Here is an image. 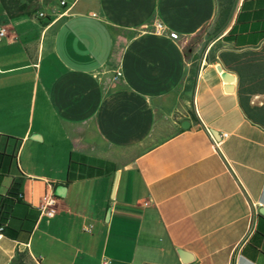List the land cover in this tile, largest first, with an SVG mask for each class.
Instances as JSON below:
<instances>
[{
	"label": "crops",
	"instance_id": "obj_1",
	"mask_svg": "<svg viewBox=\"0 0 264 264\" xmlns=\"http://www.w3.org/2000/svg\"><path fill=\"white\" fill-rule=\"evenodd\" d=\"M0 27V264H264L263 78L248 116L234 70L264 0H0Z\"/></svg>",
	"mask_w": 264,
	"mask_h": 264
},
{
	"label": "trees",
	"instance_id": "obj_2",
	"mask_svg": "<svg viewBox=\"0 0 264 264\" xmlns=\"http://www.w3.org/2000/svg\"><path fill=\"white\" fill-rule=\"evenodd\" d=\"M235 60H236V67L234 68V70L236 71L238 78H239V86H238V90H237V97H238V101H239V105L242 108V110L244 111V113L246 115L249 116L248 113V105H249V101H250V97L246 94V92L243 90V85H242V76L243 74H258L260 75V77L263 78V81H261L260 85L261 87H264V47H261L258 51H252V50H246L240 54H237L235 56ZM6 159L8 160V162L10 163L11 160H13L12 157L4 155V154H0V160L1 162ZM75 159V154H71L70 155V160H69V164H68V174H67V178H66V182H72L76 179H82V176H76L74 174L71 173V170H75L76 169V165H77V161L74 160ZM2 175H0V177H2ZM18 188V183L15 182L12 185L11 190L9 191V197L6 199H3L0 203V219L3 215V212L5 211V209L8 207L6 205H13V204H21V199L18 197L19 195H17L16 190ZM12 196V197H11ZM0 226H3L2 223H0ZM6 232V228L4 227V231L3 233ZM9 237L13 236L11 235V233L8 232L7 234ZM27 263V259L22 255L20 256V259H13L10 264H26Z\"/></svg>",
	"mask_w": 264,
	"mask_h": 264
},
{
	"label": "built area",
	"instance_id": "obj_3",
	"mask_svg": "<svg viewBox=\"0 0 264 264\" xmlns=\"http://www.w3.org/2000/svg\"><path fill=\"white\" fill-rule=\"evenodd\" d=\"M64 3L61 2L60 5H63ZM39 18H44L45 14L43 12H39L38 14ZM153 28L155 33H163L165 31L164 26L159 21H154ZM6 36V29L3 27H0V41ZM121 78V71L120 69H116L114 71V77L113 80H117ZM209 137L211 138L212 142L218 147V144L214 140L213 136L209 131H207ZM226 136H224L225 138ZM38 211L41 216L47 217V218H53L56 215L57 209H56V198L53 196L51 192H45L39 199V205H38ZM3 231L4 227L0 226V239L3 238ZM104 264H109L107 261L104 262Z\"/></svg>",
	"mask_w": 264,
	"mask_h": 264
},
{
	"label": "water",
	"instance_id": "obj_4",
	"mask_svg": "<svg viewBox=\"0 0 264 264\" xmlns=\"http://www.w3.org/2000/svg\"><path fill=\"white\" fill-rule=\"evenodd\" d=\"M216 70L222 74V77H223V80L227 86V90L228 91H233L234 90V85H233V82H234V77L232 75H230L229 73L227 72H224L221 68L220 65H217L216 66ZM188 127V124L185 123L182 128L183 129H186Z\"/></svg>",
	"mask_w": 264,
	"mask_h": 264
},
{
	"label": "rangeland",
	"instance_id": "obj_5",
	"mask_svg": "<svg viewBox=\"0 0 264 264\" xmlns=\"http://www.w3.org/2000/svg\"><path fill=\"white\" fill-rule=\"evenodd\" d=\"M196 39H200V37H198ZM21 162H22L23 166H25V164H27V150L24 151L23 158H22Z\"/></svg>",
	"mask_w": 264,
	"mask_h": 264
}]
</instances>
